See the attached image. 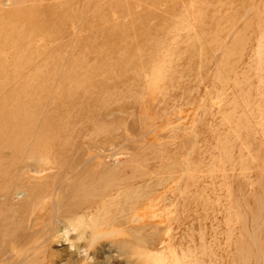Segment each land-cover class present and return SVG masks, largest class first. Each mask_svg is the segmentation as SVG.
<instances>
[{
    "label": "bare ground",
    "instance_id": "obj_1",
    "mask_svg": "<svg viewBox=\"0 0 264 264\" xmlns=\"http://www.w3.org/2000/svg\"><path fill=\"white\" fill-rule=\"evenodd\" d=\"M84 1L0 0V40L29 39L0 44V67L61 68L51 66L53 70L22 83L11 81L13 70L6 75L8 82H0V264H52L53 257L63 253L68 254L63 264H106L98 261L106 241L115 249L116 255L111 257L115 263L122 259L127 264H216L217 256L205 247L200 233L191 243L177 246V252L168 239L171 223L179 226L182 222L178 210L190 202L196 219L201 220L198 191L188 197L187 183L173 190L167 187L172 178L157 177L161 167L137 160L136 147L129 161L112 160V144L117 137H125L119 132L124 121L114 115L110 104L115 97L121 100L129 88L113 91L106 80L84 78L96 68H105L108 76L113 75V68L123 75L129 67L144 70L145 62L135 63L124 49L130 46L126 44L119 50L118 43L108 44L112 56L102 55L97 65L84 57L95 52L100 55L103 48L89 42L98 35L91 27L99 26V33L120 38L126 28L104 27V17L122 18L139 7L123 12L96 2V10L89 14L75 8ZM162 1L167 0H145L150 7L164 6L163 14L168 7L159 4ZM6 5L11 8H4ZM151 10L141 18L149 19L154 14ZM40 20L47 26L39 25ZM54 23L62 26L56 35L50 30ZM163 26L148 23L134 33L137 37L163 35L168 29ZM42 38L59 41L46 45L40 43ZM63 48H69L71 54L51 55ZM147 48L153 50L154 46ZM18 53L23 55L18 58ZM133 77L119 83L130 84L134 90L128 91L138 96L144 78L138 72ZM71 239L77 241L69 244ZM54 243L60 246L53 252L50 246ZM67 246L77 251L83 248L82 255L76 256ZM169 250L173 256L168 260L165 254ZM110 256L108 250L107 259Z\"/></svg>",
    "mask_w": 264,
    "mask_h": 264
},
{
    "label": "rangeland",
    "instance_id": "obj_2",
    "mask_svg": "<svg viewBox=\"0 0 264 264\" xmlns=\"http://www.w3.org/2000/svg\"><path fill=\"white\" fill-rule=\"evenodd\" d=\"M96 2L111 10H139L123 14L122 18L110 19L111 14L104 17V27L126 28L120 38L103 31L102 35L99 26L91 27L98 35L89 42L103 48L100 55H83L85 59L97 65L103 56H112L107 45L118 43V50L124 44L130 45L124 49L135 63L146 64L144 70L125 69L124 75L116 68L111 76L105 68H96L82 76L106 80L113 91L130 89V84L121 83L133 79L135 72L144 78L141 90L137 91L140 96L132 95L128 89L131 96L126 93L123 98L134 96L133 99L111 100L114 115L124 121L119 132L125 137H117L112 144V160L129 161L132 148L136 147L137 160L161 167L157 177L172 178L167 187L173 190L187 183L188 197L198 191L201 220L196 219L195 207L191 202L190 207L188 200V215V207L177 213L183 223L170 225L168 239L176 252L179 245L191 243L200 233L205 247L217 256L216 264H264V0H167L159 3L168 7L163 14L160 12L164 6L150 7L145 0H85L75 8L90 14L96 10ZM150 9L154 14L149 19L141 18ZM44 22L40 20L38 24L47 26ZM148 23L168 29L163 35L137 37L134 31ZM52 25L50 30L56 35L62 26ZM42 39L40 43L46 45L59 41ZM23 42L29 39L17 36L0 40L5 45ZM150 45L153 50H147ZM70 54L69 48L51 53L60 57ZM22 55L17 54L18 58ZM51 66L0 67V82H8L6 75L13 70L12 82L32 81L42 71L53 70ZM76 241L71 239L68 243ZM51 246L54 252L60 245ZM102 248L105 251L98 254V261L127 264L122 259L111 262L116 254L109 241ZM67 250L79 257L83 248L77 251L67 246ZM63 254L53 257L52 264L65 263L68 254ZM165 255L168 260L173 256L170 250Z\"/></svg>",
    "mask_w": 264,
    "mask_h": 264
}]
</instances>
